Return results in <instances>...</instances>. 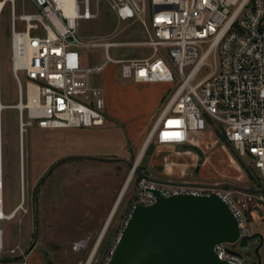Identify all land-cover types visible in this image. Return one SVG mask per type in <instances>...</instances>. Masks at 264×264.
I'll return each instance as SVG.
<instances>
[{"label": "built area", "instance_id": "built-area-1", "mask_svg": "<svg viewBox=\"0 0 264 264\" xmlns=\"http://www.w3.org/2000/svg\"><path fill=\"white\" fill-rule=\"evenodd\" d=\"M29 1L34 12L18 16L16 0H5V6L11 5L12 73L22 94L21 76L26 79L20 103L27 117L23 128L103 127L105 96L90 78L118 63L125 80L172 86L162 99L147 146H172L179 154L198 155V135L213 128L241 160L249 157L264 175V0H108L120 21L141 22L149 32L148 41L126 44L149 46L153 56L126 61L108 57L93 67L84 64L82 49L122 44L84 43L78 36L79 21L99 15L91 11L90 0ZM18 20L25 24L24 31L17 30ZM30 87L38 96L34 105L28 99ZM214 186L169 184L139 175L127 221L136 205L156 202L150 191L164 197L216 194L238 218L241 239L247 238L242 211L225 189ZM228 249V244L216 246L219 260L247 264L243 255Z\"/></svg>", "mask_w": 264, "mask_h": 264}, {"label": "rangeland", "instance_id": "rangeland-1", "mask_svg": "<svg viewBox=\"0 0 264 264\" xmlns=\"http://www.w3.org/2000/svg\"><path fill=\"white\" fill-rule=\"evenodd\" d=\"M90 4L91 11L95 13L98 10L99 15L94 20H80L78 36L84 43L110 42L122 45L108 49H82L81 55L86 66L102 65L108 57L126 61L153 56V49L149 46L126 44L149 40V32L141 22L120 21L108 0H90ZM10 10L11 5L7 3L0 14L1 100L7 107L2 113V191L6 215L20 204L22 207L16 217L11 222L5 220L3 226L4 229L8 227L6 246L9 237L15 245L19 236L27 240V245L22 250L16 247L13 249L16 253L9 252L7 256L21 260L31 249L39 247L45 253V264H87L133 171L131 166L137 162L150 136L159 110L155 113V120L147 126L139 122L127 125L114 121L106 109V122L101 128L55 131L40 130L35 125L23 128L22 121H27L26 112L22 115L18 106L21 97L25 99L26 79L21 76L22 94L12 73ZM33 11L29 0H16L18 16ZM16 28L24 31L25 24L18 20ZM121 70L122 64L110 63L105 71L91 76L90 84L101 88L104 95L110 92L115 103L134 118L142 119L154 106L156 96L152 90L122 78ZM169 87L170 90L172 86ZM79 130L90 131L93 135L80 139ZM210 131L214 133L216 143L205 141L197 151L198 166L204 165L203 171L209 176L222 178L228 170L225 154L229 153L247 178L242 182L228 180L227 183L259 191L249 193L225 189L244 215L248 237H253L243 238L230 248L243 255L247 264H260V261L264 264V245L260 248L262 240L258 236L261 235L264 241V175L254 168L249 157L241 160L220 131L213 128ZM157 148L154 143L147 146L137 170L144 169L150 154ZM52 169L38 190L41 181ZM138 177L135 172L91 264H106L110 257L126 225ZM196 180L208 181L201 179V176H197Z\"/></svg>", "mask_w": 264, "mask_h": 264}, {"label": "water", "instance_id": "water-1", "mask_svg": "<svg viewBox=\"0 0 264 264\" xmlns=\"http://www.w3.org/2000/svg\"><path fill=\"white\" fill-rule=\"evenodd\" d=\"M137 166H131L132 174L142 175ZM54 169L41 181L38 190ZM214 187L259 192L228 183ZM150 192L156 202L150 206L136 205L106 264H230L219 260L215 252L218 245L232 246L241 240L240 222L225 201L216 194L164 197L159 191ZM36 204L38 224L37 197ZM259 237L261 247L263 238ZM228 252L241 256L232 249Z\"/></svg>", "mask_w": 264, "mask_h": 264}, {"label": "crops", "instance_id": "crops-1", "mask_svg": "<svg viewBox=\"0 0 264 264\" xmlns=\"http://www.w3.org/2000/svg\"><path fill=\"white\" fill-rule=\"evenodd\" d=\"M134 84L139 87L148 88L152 90L153 94H155L156 96L154 106L149 112H147L145 117L142 118L143 120L140 118H134L130 113L127 112V110H125L119 104L115 103L113 96L111 95L110 92L108 95L107 94L104 95L106 100V108L110 113L111 119L114 121L125 123L127 125L139 122L147 126L149 123H152L155 120L154 119L155 113L157 112V110H159L162 99L168 93L170 87L169 84L167 83H134ZM78 135L82 136L80 137V139H85L88 138L90 135H93V133L87 130H79ZM215 138L216 137L214 133L210 130L198 135V140H200V146H202L205 143V141H212L213 144L216 143ZM147 142L148 140L145 142L143 149L145 148ZM221 152H223V150H221ZM225 155L228 164V170L223 175L222 178H215L209 176L205 171H203L204 165L201 164L198 166L199 154L198 155L179 154L177 153L175 147L160 146L150 154L148 161L145 164L144 169L142 170V175H145L150 179H154L162 182L188 183L194 185H217V184L222 185L227 183L228 180L239 181V182L244 181L247 178L245 172L242 170V168L239 165L236 164V162L232 159L229 153L228 155L227 154ZM190 156H195L196 159L194 157L190 158ZM160 157H162V159H160ZM197 176L198 177L201 176V179L204 180L206 179L208 181L206 182L197 181L196 180ZM239 188L246 189L242 187ZM19 206L13 209L10 212V214L15 210L16 212H18ZM2 210H4L3 193H2ZM13 219H9L8 221L11 222ZM2 222L0 221V232L2 234L1 236L2 251H0V264H45L46 262L45 253L39 247H35L31 249L29 253H27V255L25 256V258L21 260H16L12 257L7 256L9 252L13 251V249H15L16 247H18V249L21 250L24 247H26L27 240H24L22 236H19L17 244L14 245L11 241L12 238L9 237L8 245L6 246L7 237H8L6 235H7L8 227L6 226L7 228L4 229L3 225L5 220ZM6 225H8V223H6ZM263 245H264V241H263ZM263 245L260 248H262Z\"/></svg>", "mask_w": 264, "mask_h": 264}, {"label": "bare ground", "instance_id": "bare-ground-1", "mask_svg": "<svg viewBox=\"0 0 264 264\" xmlns=\"http://www.w3.org/2000/svg\"><path fill=\"white\" fill-rule=\"evenodd\" d=\"M4 8H5V0H2V1L0 0V14H1V11ZM37 98H38V96H37V93H36L35 89L33 87H30L29 88V93H28V99H29L30 105H34L36 103V101H37ZM1 99H2V95H1V57H0V182H2V189H0V221L2 222L4 220L13 219L18 212H16V210H15L11 214L6 215L5 212H3L4 210H2V193H3V191H2L3 190V120H2V113H3V110L6 109L7 107H5L3 105ZM23 105L24 104H22V105L20 104L18 106V108L19 109H23ZM146 148H147V144H146L145 148L143 149V151L141 152V154L139 155V157L137 159V162H136L137 165L141 161ZM132 172L129 175L128 182H127L126 186L121 191V194H120V196H119V198H118V200H117V202H116V204L114 206V209L112 211L110 219L108 220V224L105 226V228H104V230H103V232H102V234L100 236L99 241L97 242V245H96L93 253L89 257V260H88L87 264H91L92 260L94 259V255H95L96 249L98 248V245H99L101 239L103 238L104 233L106 232V230H107V228H108V226L110 224V221H111L112 217L114 216V214H115V212H116V210L118 208L119 201L122 198V196L124 194V191H126L128 185H129V182L132 179V176H133ZM21 207H22V205L20 204L19 210L21 209ZM0 248H2L1 232H0Z\"/></svg>", "mask_w": 264, "mask_h": 264}, {"label": "trees", "instance_id": "trees-1", "mask_svg": "<svg viewBox=\"0 0 264 264\" xmlns=\"http://www.w3.org/2000/svg\"><path fill=\"white\" fill-rule=\"evenodd\" d=\"M2 1V0H1ZM140 172H141V174H142V171L141 170H139Z\"/></svg>", "mask_w": 264, "mask_h": 264}]
</instances>
